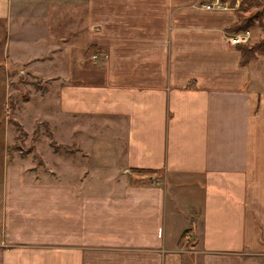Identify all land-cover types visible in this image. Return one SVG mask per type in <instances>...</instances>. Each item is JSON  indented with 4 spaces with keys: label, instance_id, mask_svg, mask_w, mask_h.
Returning a JSON list of instances; mask_svg holds the SVG:
<instances>
[{
    "label": "crops",
    "instance_id": "obj_1",
    "mask_svg": "<svg viewBox=\"0 0 264 264\" xmlns=\"http://www.w3.org/2000/svg\"><path fill=\"white\" fill-rule=\"evenodd\" d=\"M202 2L0 0L9 57L55 79L60 147L8 161L0 264H264L258 55L227 41L236 6Z\"/></svg>",
    "mask_w": 264,
    "mask_h": 264
},
{
    "label": "rangeland",
    "instance_id": "obj_2",
    "mask_svg": "<svg viewBox=\"0 0 264 264\" xmlns=\"http://www.w3.org/2000/svg\"><path fill=\"white\" fill-rule=\"evenodd\" d=\"M224 2L228 4V0ZM235 2L237 7L239 0H235ZM260 2L264 7V0H260ZM262 6L241 12L248 14L253 9H263L262 17L255 19L253 27L249 28L251 31L249 43L264 40V8ZM4 39L5 31L3 24L0 23V180L5 175L7 163L11 165L8 162L9 160L26 156V162L30 161L38 168L41 167L38 151L44 153L47 148L55 151L58 146L56 143L51 142V129L45 121L41 120V112L48 109V105H46L48 103L44 101L43 97L44 92L47 91L49 84L55 79L49 80L46 78L43 80L40 75L33 73L30 69V66L35 64L43 66L46 61L44 59H36L31 62H17L7 54ZM86 52L91 58V50L87 49ZM256 55H258L256 59L259 64V75L264 81V53H256ZM93 58H91L92 61L95 60ZM85 68L94 75H99V80H102L105 64L100 63L97 66L95 64H87ZM15 121L24 129L27 127L28 132L23 138H18L19 134L13 124ZM98 135L101 134L98 133ZM101 136H105L107 139L109 136L108 130L103 131ZM75 147L74 145L73 150H77ZM106 148L104 147L101 150Z\"/></svg>",
    "mask_w": 264,
    "mask_h": 264
},
{
    "label": "trees",
    "instance_id": "obj_3",
    "mask_svg": "<svg viewBox=\"0 0 264 264\" xmlns=\"http://www.w3.org/2000/svg\"><path fill=\"white\" fill-rule=\"evenodd\" d=\"M235 3V0H228V4L232 7L235 6ZM257 6H259V8L262 6L260 0H239L237 6V20L230 27L227 28V32L238 33L240 31H245L253 27L255 23L254 20L260 19L262 17L263 9H253L252 11H249L248 14H244L241 12L250 10L251 8ZM235 48L240 53V65L246 66L248 65L249 61L255 57L256 53H264V40L249 44H236ZM13 124L17 129V133L19 134L18 138H23L26 135L25 129L16 121ZM51 142L54 143L53 141ZM59 148L60 147L57 146L56 151L59 150ZM131 172H134L136 174L151 175L153 173H156L157 170L148 168H134L131 169Z\"/></svg>",
    "mask_w": 264,
    "mask_h": 264
},
{
    "label": "built area",
    "instance_id": "obj_4",
    "mask_svg": "<svg viewBox=\"0 0 264 264\" xmlns=\"http://www.w3.org/2000/svg\"><path fill=\"white\" fill-rule=\"evenodd\" d=\"M202 2V6L211 9V8H223L226 6L224 1L222 0H200ZM251 39V31L245 30L240 31L238 33H231L227 36V41L230 45L235 46L236 44H247ZM93 57H96L93 55Z\"/></svg>",
    "mask_w": 264,
    "mask_h": 264
}]
</instances>
